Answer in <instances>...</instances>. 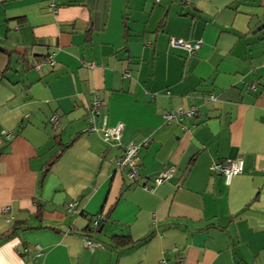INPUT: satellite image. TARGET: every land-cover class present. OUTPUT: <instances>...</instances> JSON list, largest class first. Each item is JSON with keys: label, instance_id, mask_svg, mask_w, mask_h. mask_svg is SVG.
Wrapping results in <instances>:
<instances>
[{"label": "crops", "instance_id": "1", "mask_svg": "<svg viewBox=\"0 0 264 264\" xmlns=\"http://www.w3.org/2000/svg\"><path fill=\"white\" fill-rule=\"evenodd\" d=\"M0 264H264V0H0Z\"/></svg>", "mask_w": 264, "mask_h": 264}, {"label": "built area", "instance_id": "2", "mask_svg": "<svg viewBox=\"0 0 264 264\" xmlns=\"http://www.w3.org/2000/svg\"><path fill=\"white\" fill-rule=\"evenodd\" d=\"M170 45L175 48H179L184 50L188 55H192L196 52V50L201 45L199 41L190 42L187 40H183L180 38L172 37L170 39ZM49 62L51 64L54 63L53 59L49 57ZM99 106V103L95 102L93 108L91 109V116L89 117V121L92 123L93 121V113L98 112L97 107ZM196 113V110L194 107L184 110L182 108H177L175 110H170L164 115L165 120L170 121L179 118L180 116H188L191 117ZM52 122H54V126L57 125V116L54 115L51 118ZM90 130H96L93 123L90 126ZM123 130V124L121 122H118L114 126H104L102 129L103 138L107 141L109 140H119L121 136V132ZM140 149V145L136 143H130L124 148V154L117 160V164L119 167H125L128 166L130 168L128 172V176L131 180H133L137 174V165L135 163V156L137 155L138 151ZM244 167V161L242 158H234V159H226L223 162H213L210 165L211 171H218L220 172L225 179L226 183H229L231 178L243 171ZM174 173V169H168L158 174V176L155 178L154 183L159 184L162 181H164L166 178L171 176ZM8 206L3 208V211L6 212L8 210ZM73 203L67 204V211L72 210ZM10 218H7L9 220ZM101 216L96 215L92 218L91 223L89 225L90 229H93L97 227L101 221ZM84 245L87 248H90L92 246H98L99 243L96 242L93 239L85 238L84 239Z\"/></svg>", "mask_w": 264, "mask_h": 264}, {"label": "trees", "instance_id": "3", "mask_svg": "<svg viewBox=\"0 0 264 264\" xmlns=\"http://www.w3.org/2000/svg\"><path fill=\"white\" fill-rule=\"evenodd\" d=\"M101 221H102V219H101ZM87 230L90 231V228H88ZM114 238H115V240L120 242V244H124V245H129L133 242L129 238H127L126 236H114Z\"/></svg>", "mask_w": 264, "mask_h": 264}, {"label": "water", "instance_id": "4", "mask_svg": "<svg viewBox=\"0 0 264 264\" xmlns=\"http://www.w3.org/2000/svg\"><path fill=\"white\" fill-rule=\"evenodd\" d=\"M257 29H260V27H258ZM101 228H102V225H100V227H99V231H101Z\"/></svg>", "mask_w": 264, "mask_h": 264}]
</instances>
